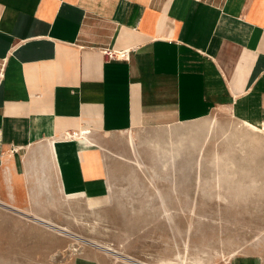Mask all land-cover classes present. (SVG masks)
<instances>
[{"label":"crops","instance_id":"obj_1","mask_svg":"<svg viewBox=\"0 0 264 264\" xmlns=\"http://www.w3.org/2000/svg\"><path fill=\"white\" fill-rule=\"evenodd\" d=\"M220 108L264 125V0H0V199L10 206L100 204L121 160L105 134Z\"/></svg>","mask_w":264,"mask_h":264},{"label":"rangeland","instance_id":"obj_2","mask_svg":"<svg viewBox=\"0 0 264 264\" xmlns=\"http://www.w3.org/2000/svg\"><path fill=\"white\" fill-rule=\"evenodd\" d=\"M207 117L222 129L170 159L147 144L169 149L180 135L168 125L105 134L121 160L111 161L116 176L100 204L77 194L22 211L0 199V264H232L237 255L264 256V134L244 130L224 108Z\"/></svg>","mask_w":264,"mask_h":264},{"label":"bare ground","instance_id":"obj_3","mask_svg":"<svg viewBox=\"0 0 264 264\" xmlns=\"http://www.w3.org/2000/svg\"><path fill=\"white\" fill-rule=\"evenodd\" d=\"M238 123L241 124L242 128L244 127V130L248 131V132H253V133H257V132H260L262 134H264V128H262V126H256V125H253L251 123H248L246 121H238ZM178 124L179 126L175 125V124H171V125H174V126H170L168 125L169 127L168 130L170 131H175L177 133H179V138L177 141H170V148L169 149H166L164 150L163 148V145L159 142V140H149L147 141V144L151 147L152 151L154 154L158 155L160 158L163 157V156H168V158H172L174 156V154H176L182 147L183 145H185L186 143H189V144H195L197 142H199L201 140V142H204L208 135L215 132L216 129H222L221 127H218L217 126V121L215 118H212V117H202V118H199V119H195V120H191V121H184V122H179V123H176ZM236 126V125H235ZM134 128V127H133ZM178 128V129H177ZM131 130V129H130ZM129 130V131H130ZM137 130V129H136ZM236 130V129H234ZM233 130V132H234ZM113 131V130H112ZM224 131V130H222ZM241 131V130H240ZM239 131V133H240ZM87 132V131H86ZM229 132V131H228ZM237 132V131H236ZM119 133H123V132H119ZM159 133V132H158ZM260 133H257V134H260ZM82 134V133H81ZM227 134V133H226ZM230 133H228L229 135ZM254 134V135H255ZM135 135V134H134ZM168 135V134H167ZM233 135V134H231ZM240 135V134H239ZM247 135V134H246ZM245 135V137H246ZM238 136V134H237ZM259 136V135H258ZM242 137V136H241ZM256 137V135L254 136ZM83 136H78L77 134H74L73 135V139H77L79 141H82ZM228 139H230L229 137H227ZM232 138H235L234 136ZM231 138V139H232ZM238 138V137H237ZM236 138V139H237ZM244 138V137H243ZM261 138V137H260ZM241 139V138H240ZM136 140V138H135ZM134 138H133V135L130 133L128 135V138H127V142L128 144L131 145V148H133L134 150V154H136V156H139L138 154V150H137V145L138 143L136 144ZM138 140V138H137ZM163 140V139H162ZM233 140V139H232ZM248 140V139H247ZM139 141V140H138ZM229 141V140H228ZM242 141V140H241ZM245 141V140H244ZM251 141V140H250ZM164 142V140H163ZM233 142H236V140H234ZM252 142V141H251ZM259 144H262L264 143V141H262V139L258 140ZM166 144V142H165ZM132 150V149H131ZM136 161V160H135ZM137 162V161H136ZM138 164V163H137ZM144 167V166H143ZM244 189V188H243ZM77 194H84L83 192H80V193H73V194H69V196H75ZM68 196V197H69ZM55 228H57V230L65 233L66 235L72 237V238H76L77 241H80L82 243H88V244H91V245H94L97 247L96 244L92 243L91 241H87L73 233H70L67 229H61V227L59 226H56Z\"/></svg>","mask_w":264,"mask_h":264},{"label":"built area","instance_id":"obj_4","mask_svg":"<svg viewBox=\"0 0 264 264\" xmlns=\"http://www.w3.org/2000/svg\"><path fill=\"white\" fill-rule=\"evenodd\" d=\"M129 51L127 49L122 50V51H115V50H109L105 49L104 50V55L107 59H126L128 57ZM69 138L73 137V134H69ZM12 151L16 149H11Z\"/></svg>","mask_w":264,"mask_h":264}]
</instances>
